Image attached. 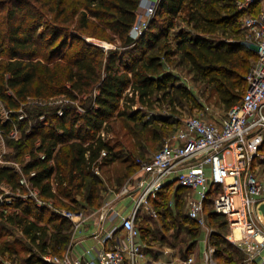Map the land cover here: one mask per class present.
Here are the masks:
<instances>
[{"label":"trees","instance_id":"trees-1","mask_svg":"<svg viewBox=\"0 0 264 264\" xmlns=\"http://www.w3.org/2000/svg\"><path fill=\"white\" fill-rule=\"evenodd\" d=\"M44 1L0 0V132L10 135L18 128L30 138L26 128L34 131L41 125L23 151L21 171L0 164V187L13 194L28 193L21 179L35 172L30 181L40 200L69 210L76 206L100 208L104 197L96 168L117 161L114 147L100 132L108 133L113 122L121 119L128 123L126 128L133 125L138 135H150L152 142H161L166 137L165 127L177 123L173 114L178 105L196 103L192 91L179 85L180 77L169 67L177 56V66L188 69L204 88L213 90L226 112L241 102L252 59L257 58L244 44L229 40L245 36L239 32L240 19L246 13L239 8L243 0H159L149 27L139 38L131 31L142 0ZM180 19L191 30L175 31L172 40L171 32ZM89 37L116 39L122 48L106 51L88 42ZM128 88L131 95L124 96ZM58 97L79 102L80 107L70 105L59 116L60 108L47 113L48 106L36 104L33 112L26 109L29 117L19 119L20 110L31 100ZM136 103L142 107L140 111H132ZM37 115L45 120L34 121ZM30 122L37 124L25 128ZM103 151L107 156L102 157ZM138 161L128 158L125 179L139 171ZM185 191L168 185L153 200L162 220L161 230L149 220H136L145 242L179 247L182 258L201 238L198 223L181 212ZM79 196L83 201L78 203ZM172 196L177 212L171 207ZM36 202L33 197H14L10 204L0 203V232L4 223L14 226L36 248L23 264H48L45 255L62 256L72 235L70 219ZM207 218L214 228L211 242L216 262L240 264L244 254L227 239V218L212 208L207 209ZM139 220L141 224H137ZM171 230L170 236L164 234ZM15 254L18 252L0 236V264Z\"/></svg>","mask_w":264,"mask_h":264},{"label":"built area","instance_id":"built-area-1","mask_svg":"<svg viewBox=\"0 0 264 264\" xmlns=\"http://www.w3.org/2000/svg\"><path fill=\"white\" fill-rule=\"evenodd\" d=\"M158 1L144 0L146 12L139 9L140 14L131 31L134 38L141 37L149 27ZM239 8L246 11L242 24L257 47V60L246 77L247 88L241 102L227 111L221 120L206 119L203 116L184 120L181 129L166 140L151 160L138 161L139 178L135 183L129 181L116 195L121 200L135 198L132 212L126 215L124 211L115 210L107 203L93 213L92 216L103 221L108 219L112 224L107 231L100 226L92 235L96 243L84 251L87 259L73 258L67 253L63 256L45 255V262L162 264L159 260L150 261L147 254L148 244L142 239L136 220L143 216L159 218L153 200L168 185L174 186L176 183L179 184L178 187L189 192L187 215L205 233L206 264H216V251L211 245L214 229L207 218L208 200L215 185H221L222 191L216 195L212 211L227 218L233 233L227 239L246 255L247 262H254L263 255L264 225L258 209L264 203V171L262 166H254V162L259 160L264 164V0H243ZM102 48L108 50L110 47L104 45ZM58 115H63L62 109L58 111ZM15 129L11 132L13 136ZM100 134L103 137L104 130ZM41 156L45 158L44 155ZM105 156L107 152L103 151L102 157ZM0 164L12 165L21 171L18 163L4 164L0 159ZM35 175L32 172L29 176L23 175L21 179V184L28 188V193H11V196L0 194V203L10 204L14 197H33L41 202L39 191L32 187L30 181ZM0 188L9 189L5 186ZM61 213L71 221L79 218L75 222L76 230L82 222L89 219L83 213L66 210ZM238 230L240 237L235 235ZM119 231L123 235L117 237ZM102 232H105L104 236ZM195 262V257L191 255L183 264Z\"/></svg>","mask_w":264,"mask_h":264},{"label":"rangeland","instance_id":"rangeland-1","mask_svg":"<svg viewBox=\"0 0 264 264\" xmlns=\"http://www.w3.org/2000/svg\"><path fill=\"white\" fill-rule=\"evenodd\" d=\"M47 0L44 1V3H46ZM145 4L144 0H142L141 5ZM140 5V6H141ZM143 7V8H142ZM144 5L141 6L140 8L142 9L141 11L144 13L146 12V10H144ZM44 12H46L47 7L45 6L43 8ZM255 11V10H254ZM140 12V11H139ZM140 14V13H139ZM138 14V15H139ZM52 16H49V18H51ZM240 27H239V32H241V35H245L244 38L242 37H238L235 36L234 38H230V41H236V42H240L242 44H244L245 48L247 50H250L254 53H257V47L254 43V41L252 40V36L251 34L245 30V28L243 27L242 24V19H240ZM177 28L171 32V36L170 39L173 40V35L175 31H178L182 28L190 31L191 28L190 26L187 25L186 22L182 21L181 19L179 20V22L177 23ZM227 37L221 36V39L226 40ZM88 42L90 43H94V40L99 41L96 42L95 45L97 44V46L99 45H108L110 48L109 50H120L122 48L121 43L114 39V40H104V39H100V38H96V37H92V38H87ZM102 47V46H100ZM107 51V50H106ZM174 60L176 61V63L172 64L170 67L171 70L175 71L178 76L180 77L181 81L179 83V85L182 83V85H186L189 87V89L192 91L193 93V99L196 100V103H184V105L180 106L178 105L177 108V113H174V119L177 120L176 124H169L165 127V133H166V137L164 139V141L161 142H152V140L150 139V135L147 136L146 134H144V137H142V135L138 132H135L132 127L133 125L128 129L126 128V124H128L126 121L121 120V119H117L113 122V128L111 127L110 131L108 133L104 132V136L103 138L107 141L110 142L111 145L114 147V151L115 153H117V161L115 162H110V163H105L103 168H99V170L95 171V174L98 175V177L101 179L102 181V196L103 201L108 199L110 195H112L114 192L116 194H119L122 190V188L130 181L129 178H131L132 176H130L129 178L125 179V166L128 165L129 163L127 162L128 158L132 160V162L134 161V163L138 160L143 159V161H148L151 160V157L163 146V144L166 142V140L175 135L182 127V124L184 123V120L191 118V117H196V116H203L206 119H216V120H221L222 117H224V115L226 114V110L223 108L222 104L219 101L218 95L210 89H206L203 86V83L198 80L196 78V76L194 75V73H191L188 71V69H185L181 66H177L178 61L180 60V57L177 56L174 58ZM257 58H253L252 59V66L254 65V63L256 62ZM252 68V67H251ZM129 91V92H128ZM129 93L130 94V90L129 88L125 91L124 96ZM131 95V94H130ZM39 105V106H48L49 108L47 109V113H50L49 110L50 109H63L66 108L70 105H77L79 106V102H72L69 99L65 98V97H58V98H53L50 100H46V101H33L31 100L29 104H27L23 110H20V116L19 117H24L22 120L26 119L27 117H29L28 113L26 112V109L29 111L33 112L34 110V106ZM1 108H3L2 105H0ZM34 107V108H33ZM141 106L139 103H136L133 106L132 111H140L141 110ZM165 110V109H164ZM25 111V112H23ZM131 111V110H130ZM146 113H148V111H144ZM157 114L160 113V110H157L156 112ZM163 114L168 115L167 111H162ZM172 113V112H171ZM6 114V113H5ZM170 114V111H169ZM36 115V114H35ZM7 115H5L4 118H6ZM20 119V118H19ZM32 119V118H30ZM146 119V118H145ZM45 118L44 116H40V118H38V115L35 117L36 122H40V121H44ZM52 122V120H50ZM36 122H30L28 124L25 125V128L28 127L27 125H34L37 124ZM40 123L37 124L36 128L33 131V128H26L27 129V135L32 134L30 136V138L24 137L22 130L17 128V131L15 129V135L13 136L12 134L10 135H1L0 134V159L4 162V164H22V161L24 160V158L22 157L23 151H26L29 147H30V139L35 137L38 133H39V127H40ZM35 127V126H34ZM24 128V129H25ZM33 131V132H32ZM103 131V130H102ZM25 143V144H24ZM144 153V154H141ZM144 157V158H142ZM30 158V156H27L26 159ZM263 162L256 160L254 162V166H262V171H264V164H262ZM12 166V165H11ZM121 183H120V181ZM133 182V181H130ZM179 186L178 183H176L173 188H177ZM3 194L7 195V196H11L12 191H9V189L7 190H3ZM222 191V186L221 185H215L214 188L212 189V192L210 194L209 200H208V206L207 209H211L213 206V202L216 198V195L218 194V192ZM111 193V194H110ZM188 196H189V192L185 191L182 192V199H181V212L183 213V215L187 214V210L189 207V202H188ZM78 203L82 202L83 197L79 196L78 198ZM171 207H173V211L177 212V208H175V200L176 198H174L172 196L171 199ZM41 202H36L37 206L39 207H48L49 210L51 211H55V212H60L62 210H66V211H72V212H83L85 211L84 209H82L79 206H76V210H69L67 208H60L59 205L53 201H44V200H40ZM136 201L135 198L129 197L126 200V205L128 206H133L135 205ZM123 204V203H122ZM177 207V206H176ZM90 209V208H89ZM258 215L261 217V220L263 222L264 225V213L258 209ZM140 219V218H139ZM141 221L143 220H149L148 222H150V225L154 226V227H158L159 230L162 229V220L161 218H151L149 216H143L140 219ZM137 222V224H141V222ZM192 226V225H191ZM212 226V225H210ZM201 232V238L203 237V232L200 230ZM72 233V231H71ZM162 233V232H161ZM166 233V235L170 236V234L172 233L171 231L168 232H164V234ZM226 234H228V236H230L231 234V229L229 230L228 228L226 229ZM0 236L2 241L7 242L11 248L13 250H15V252L17 251L18 254H15L13 256V258H11L10 260H8L7 257L4 258V262L5 264H23V260H25L26 258L30 257L33 255V253H36V248H34V246H32L26 239H24L21 235V233L14 227L11 226L7 223H4V225H2V230L0 232ZM155 245H159L160 249H163L167 246L165 245H161L159 241H154ZM204 251H205V245L203 242L200 243V246L198 248L197 254L199 255V258L202 259L204 256ZM191 253V252H190ZM189 253V254H190ZM188 254V256H189ZM59 256V255H56ZM187 256V257H188ZM186 258H182L181 260L178 261L176 259V264H183ZM196 264H202L200 262V260L196 262Z\"/></svg>","mask_w":264,"mask_h":264},{"label":"crops","instance_id":"crops-1","mask_svg":"<svg viewBox=\"0 0 264 264\" xmlns=\"http://www.w3.org/2000/svg\"><path fill=\"white\" fill-rule=\"evenodd\" d=\"M138 178H139V172L137 171L129 179H130V181H133L132 183H135V181ZM116 195L117 194L115 192L112 195H110L108 199L104 200V203L101 205L100 208H97V209L96 208H90L88 210L84 209L85 211H83V212H75V213H83L89 219L87 221L82 222L77 230L74 228V226H75V222H78L79 218H75L73 221L70 220L72 222V227H71L72 235H71L69 245H68L67 249L64 251L63 255L69 253L73 258H81L84 260L88 258L87 256L84 255V251L86 249L91 248L96 243L95 240L92 238V235L97 231V229L100 226H103L104 231H107V229H109L111 227L112 223L109 222L108 219H105L103 221V220H100L98 217L92 216L93 213H95V211L101 209L107 203H110L111 204L110 207L113 206V208L115 210L124 211L126 215H129L132 212L134 205L128 206V205L124 204V203H126L127 199L121 200ZM209 225H210V223H209ZM201 231L203 232V237L200 238V240L195 244V247L193 248V250L191 251V253L187 257V259L191 255H193L196 259V262H197V260L198 261L200 260V262L202 264H206L205 260H204L205 255L203 256L202 259H200L199 255L197 254V251H198V248H199L201 242H203L205 245V251L207 249V246L205 244L206 236H205V233L202 229H201ZM104 233L105 232H102V236H104ZM232 234L233 233L231 231L230 236H232ZM122 235H123V233L121 231H119L117 233V237H120ZM235 235L237 237H240L241 236L240 231L239 230L236 231ZM230 236H227V237L229 238ZM152 243H155V242L153 241ZM152 243H147L148 244L147 254H148L150 261L159 260V261H161L162 264H176V259L178 261L181 260L182 256H181L179 247L174 248V247L167 245L163 250V249H160L159 245L157 246V245L152 244ZM211 245H212V242H211ZM212 247L215 249V247L213 245H212ZM205 251H204V254H205ZM48 255H51V254H48ZM187 259H185V261ZM196 262L194 264H196ZM215 262H216V260H215ZM216 264H218V263L216 262ZM240 264H264V253L259 259H257L254 262H247V257L244 254V260H242V262Z\"/></svg>","mask_w":264,"mask_h":264},{"label":"water","instance_id":"water-1","mask_svg":"<svg viewBox=\"0 0 264 264\" xmlns=\"http://www.w3.org/2000/svg\"><path fill=\"white\" fill-rule=\"evenodd\" d=\"M260 210L264 213V203L261 205Z\"/></svg>","mask_w":264,"mask_h":264},{"label":"bare ground","instance_id":"bare-ground-1","mask_svg":"<svg viewBox=\"0 0 264 264\" xmlns=\"http://www.w3.org/2000/svg\"><path fill=\"white\" fill-rule=\"evenodd\" d=\"M96 42H99V41L94 40V43H96ZM102 46H104V45H102ZM105 46H106V44H105Z\"/></svg>","mask_w":264,"mask_h":264}]
</instances>
